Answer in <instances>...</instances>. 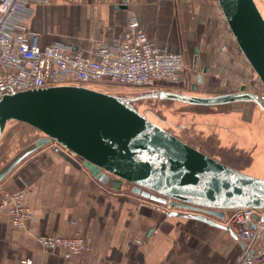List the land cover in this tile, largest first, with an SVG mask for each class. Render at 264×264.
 <instances>
[{"label":"crops","instance_id":"obj_1","mask_svg":"<svg viewBox=\"0 0 264 264\" xmlns=\"http://www.w3.org/2000/svg\"><path fill=\"white\" fill-rule=\"evenodd\" d=\"M27 31L36 35L39 47L59 42L85 55H95L98 41L111 44L142 32L159 49L183 51L191 63L196 59L200 71L196 83L201 74L202 82L205 78L228 80L238 89L199 97L236 93L241 86L256 94L261 86L232 37L217 0H49L32 7ZM238 103L244 104V114L250 115L253 106L258 113L252 112L247 122L240 110H212L207 126L214 134H202L199 146L173 135L247 174L242 171L243 164L264 165V158L244 157L243 153L249 135H264V111L251 102L230 104ZM252 116L257 117V125L252 124ZM214 121L222 122L224 129L213 128ZM218 154L228 156H215ZM23 188L27 190L24 204L33 219L25 229H18L8 211H0V264H19L24 259L32 264H236L243 251L241 242L228 229L173 216L168 205L131 195L126 186L112 190L50 146L26 157L0 181V201L5 193ZM76 233L89 250L70 259L63 258V250L44 249L37 242L42 235L69 237Z\"/></svg>","mask_w":264,"mask_h":264},{"label":"water","instance_id":"obj_2","mask_svg":"<svg viewBox=\"0 0 264 264\" xmlns=\"http://www.w3.org/2000/svg\"><path fill=\"white\" fill-rule=\"evenodd\" d=\"M217 3L264 88V18L255 1ZM201 82L200 74L192 91ZM146 99L198 106L251 102L264 111V96L247 92L244 86L236 93L209 97L167 90L127 97L75 85L13 93L0 101V139L10 122L26 124L42 137L2 168L0 181L26 157L50 146L112 190L130 185L133 195L171 207V215L228 229L236 238L221 221L234 209L264 211V179L224 165L150 121L133 106Z\"/></svg>","mask_w":264,"mask_h":264},{"label":"built area","instance_id":"obj_3","mask_svg":"<svg viewBox=\"0 0 264 264\" xmlns=\"http://www.w3.org/2000/svg\"><path fill=\"white\" fill-rule=\"evenodd\" d=\"M49 0H0V101L13 93L75 85H106L158 91L179 82L185 69L183 52H167L152 44L142 32L115 39L111 44L95 43V55H85L71 45L52 43L39 47L27 22L32 7ZM134 25V23H133ZM25 188L5 193L0 211L6 209L13 225L25 229L33 219L24 204ZM168 210H173L168 206ZM221 223L229 227L243 251L236 264H264V211L239 208L227 212ZM44 249H61L70 259L89 250L80 234L38 236ZM19 264H32L21 260Z\"/></svg>","mask_w":264,"mask_h":264},{"label":"rangeland","instance_id":"obj_4","mask_svg":"<svg viewBox=\"0 0 264 264\" xmlns=\"http://www.w3.org/2000/svg\"><path fill=\"white\" fill-rule=\"evenodd\" d=\"M256 4L258 5L259 10L264 15V0H255ZM183 52V51H182ZM184 53V52H183ZM184 64L185 69L182 72V80L181 82H178L176 85L170 86L168 89H165L167 91L187 94V95H194V96H202L203 94H218L223 89H226L227 91H236L238 90L235 85L229 84V82L224 81L222 83L221 80L214 81L203 79L202 83L198 84L197 90L194 92L192 91V84L196 83V74L198 71V68L196 67V63H191L188 61L186 54L184 53ZM191 73V74H190ZM190 74V75H189ZM194 75V76H193ZM258 78V77H257ZM230 80V79H229ZM180 83V85H179ZM226 86L222 87L224 85ZM260 87L257 89V95L264 96V88L262 84L260 83ZM91 89L105 92L108 94L113 95H123L127 97H135L143 92H148V90L144 89H134L129 87H120V86H106V85H93L90 87ZM164 90V89H161ZM134 108L139 111L142 114H145L146 117L155 123L156 125L160 126L164 130L168 131L171 134H175L176 136H179L181 139L185 140L186 142L194 145L199 146L197 143V140L203 139L202 134H214V129H211L207 126V123L209 122L211 116H208L209 113L212 112V110H219V112L224 113L225 112H239L245 113L244 104L238 103V104H228V105H217V106H193L188 105L185 103L180 102H174L170 100H140L133 103ZM238 107V108H236ZM254 109V111L252 110ZM251 109L252 112H255L254 114L258 113V109H256L254 106ZM240 113V114H241ZM251 114L248 113L244 114L245 121L248 122V120L251 117ZM261 115H264L261 113ZM240 117V116H239ZM234 118V117H233ZM257 117L252 116V124L257 125ZM264 120V119H262ZM243 123L244 120H241ZM250 121V120H249ZM241 122V123H242ZM264 122V121H263ZM175 124V125H174ZM176 126H180L184 128H176ZM213 128L222 127L223 130L225 127L222 122L220 121H214L212 123ZM226 129V128H225ZM264 129V127H263ZM262 130V132H264ZM227 131V130H226ZM248 136V134L246 135ZM249 139L253 141V144L249 143V139L243 143V147L245 151L243 152L245 154L242 155L244 157H248V155H253L255 158L260 157L264 158V135H261L259 137L249 135ZM42 137V134L38 132L37 130L33 129L32 127L19 123V122H10L0 139V170L4 168L7 164H9L11 161H13L22 151H24L26 148L31 146L38 138ZM222 139L220 140L221 146L223 145ZM220 146V147H221ZM242 147V148H243ZM49 148V146H44L42 149ZM246 152V153H245ZM240 153V152H239ZM220 158L227 157L228 155H215ZM256 164L254 162H250L248 164H243L242 171L249 172L247 174L264 179V165ZM253 167V169L251 168ZM127 192L129 194L133 195L130 192V185H126ZM157 204V203H156Z\"/></svg>","mask_w":264,"mask_h":264},{"label":"bare ground","instance_id":"obj_5","mask_svg":"<svg viewBox=\"0 0 264 264\" xmlns=\"http://www.w3.org/2000/svg\"><path fill=\"white\" fill-rule=\"evenodd\" d=\"M255 1V0H254ZM256 3V2H255ZM257 5V4H256ZM257 7H258V5H257ZM259 9V8H258ZM260 11V10H259ZM261 12V11H260ZM261 14H262V16H263V18H264V15H263V13L261 12ZM175 102V101H174ZM249 103V102H248ZM194 106H197V105H194Z\"/></svg>","mask_w":264,"mask_h":264},{"label":"flooded vegetation","instance_id":"obj_6","mask_svg":"<svg viewBox=\"0 0 264 264\" xmlns=\"http://www.w3.org/2000/svg\"><path fill=\"white\" fill-rule=\"evenodd\" d=\"M175 136V135H174ZM178 138V137H177ZM181 140V139H180ZM182 141V140H181Z\"/></svg>","mask_w":264,"mask_h":264}]
</instances>
